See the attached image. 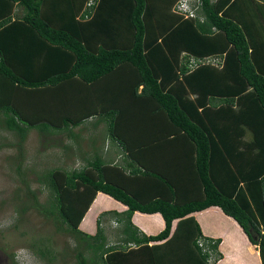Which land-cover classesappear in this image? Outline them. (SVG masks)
<instances>
[{
  "label": "trees",
  "instance_id": "1",
  "mask_svg": "<svg viewBox=\"0 0 264 264\" xmlns=\"http://www.w3.org/2000/svg\"><path fill=\"white\" fill-rule=\"evenodd\" d=\"M89 117L122 161L49 169L39 208L66 226L77 264H214L219 238L192 216L209 206L264 264V0H0V123L16 145ZM97 192L126 206L104 212L115 244L99 218L93 234L78 228ZM133 211L163 228L145 235Z\"/></svg>",
  "mask_w": 264,
  "mask_h": 264
},
{
  "label": "rangeland",
  "instance_id": "2",
  "mask_svg": "<svg viewBox=\"0 0 264 264\" xmlns=\"http://www.w3.org/2000/svg\"><path fill=\"white\" fill-rule=\"evenodd\" d=\"M216 61L207 57L205 62L219 66ZM16 141L17 136L0 123V264H77L75 241L66 226L59 218L40 212V205L47 207L50 201L42 177L55 167L66 171L83 167L91 158L85 148L93 139L86 134L70 138L64 131L42 135L30 129L20 147ZM74 148L83 153L75 154ZM106 201L102 197L94 202L78 228L93 234L99 218L106 243L115 244L119 228L111 232L106 221L93 216ZM215 219L225 227L223 217Z\"/></svg>",
  "mask_w": 264,
  "mask_h": 264
},
{
  "label": "crops",
  "instance_id": "3",
  "mask_svg": "<svg viewBox=\"0 0 264 264\" xmlns=\"http://www.w3.org/2000/svg\"><path fill=\"white\" fill-rule=\"evenodd\" d=\"M104 128L103 122H97L96 117H89L79 125L69 127L71 135L66 134L70 138L81 137L86 134L87 137L93 139L92 144L87 143L88 146L85 148L87 153H90L91 156L94 153L98 154L107 163L121 162V153L115 143L108 138ZM73 144L78 145L76 142H73ZM74 149L76 151L75 154L83 153L81 149ZM102 197L106 198L107 203L94 210L93 216L103 213L101 218L106 221L108 230L112 232L111 229H118L120 225L113 213L104 212L110 210L122 212L126 209V206L102 192H97L86 211L91 210L92 206ZM218 215L227 221L225 222V227L218 223V219H215ZM192 216L198 223L203 236L219 238L217 249L220 252V258L214 264H260L254 245L248 241L238 224L231 217L223 214L217 206H209L201 211L192 213ZM83 220L84 218L82 217L78 226L83 223ZM130 222L145 235H154L163 228V219L158 212L143 213L133 211L130 215ZM174 225L175 221H172L171 231Z\"/></svg>",
  "mask_w": 264,
  "mask_h": 264
},
{
  "label": "built area",
  "instance_id": "4",
  "mask_svg": "<svg viewBox=\"0 0 264 264\" xmlns=\"http://www.w3.org/2000/svg\"><path fill=\"white\" fill-rule=\"evenodd\" d=\"M186 5L184 3V1H180V2H177L174 6V10L176 12H180V13H183L184 16H191L193 13L191 11H186ZM200 244V243H199Z\"/></svg>",
  "mask_w": 264,
  "mask_h": 264
},
{
  "label": "clouds",
  "instance_id": "5",
  "mask_svg": "<svg viewBox=\"0 0 264 264\" xmlns=\"http://www.w3.org/2000/svg\"><path fill=\"white\" fill-rule=\"evenodd\" d=\"M185 5H186V7H185V8L187 9V3H185ZM174 6H175V5H174Z\"/></svg>",
  "mask_w": 264,
  "mask_h": 264
}]
</instances>
